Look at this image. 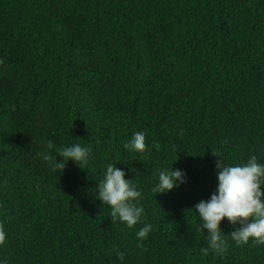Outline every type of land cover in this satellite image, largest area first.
Returning <instances> with one entry per match:
<instances>
[{
	"label": "trees",
	"instance_id": "trees-1",
	"mask_svg": "<svg viewBox=\"0 0 264 264\" xmlns=\"http://www.w3.org/2000/svg\"><path fill=\"white\" fill-rule=\"evenodd\" d=\"M136 132L143 153L124 147ZM74 144L88 164L54 168ZM251 156L264 163V0H0L5 264H264V244L237 245L226 219L212 249L195 213L217 160ZM111 163L142 192L133 228L97 197ZM172 167L187 182L155 195Z\"/></svg>",
	"mask_w": 264,
	"mask_h": 264
},
{
	"label": "clouds",
	"instance_id": "clouds-1",
	"mask_svg": "<svg viewBox=\"0 0 264 264\" xmlns=\"http://www.w3.org/2000/svg\"><path fill=\"white\" fill-rule=\"evenodd\" d=\"M48 148L56 145L51 141ZM130 152L143 153L147 150L144 132H136L132 139L124 145ZM57 156L60 159L58 161ZM91 150L87 146L74 144L57 149L52 166L64 169L68 161L77 163L82 169L88 164ZM221 157V156H220ZM43 159L53 161V157L45 154ZM66 161V163H65ZM217 185L210 198L201 200L195 205V213L202 221L200 230L206 233L209 246L222 251L224 246V229L222 221L234 226L231 238L237 245L247 244L254 240L256 244H264V163H259L256 156H251L244 164L228 165L223 158L217 160ZM126 172L114 163L107 166L103 179L97 185V197L103 205L110 208L112 221H119L128 228L135 227L145 215L140 203L141 190L125 179ZM187 182V174L181 169L161 170L152 192L167 194L174 188ZM152 225L145 224L137 233L138 247L148 238ZM7 234L0 225V247L4 246ZM118 258L123 261L124 254L118 251ZM0 264H5L0 260Z\"/></svg>",
	"mask_w": 264,
	"mask_h": 264
}]
</instances>
